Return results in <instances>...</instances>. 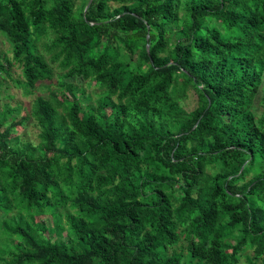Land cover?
<instances>
[{
  "label": "trees",
  "instance_id": "trees-1",
  "mask_svg": "<svg viewBox=\"0 0 264 264\" xmlns=\"http://www.w3.org/2000/svg\"><path fill=\"white\" fill-rule=\"evenodd\" d=\"M87 2L0 0V264H264V0Z\"/></svg>",
  "mask_w": 264,
  "mask_h": 264
},
{
  "label": "rangeland",
  "instance_id": "rangeland-1",
  "mask_svg": "<svg viewBox=\"0 0 264 264\" xmlns=\"http://www.w3.org/2000/svg\"><path fill=\"white\" fill-rule=\"evenodd\" d=\"M80 2L81 0H77V3ZM38 49L40 50V52L43 51L42 44H38ZM0 51L8 58H11L10 46L1 36H0ZM10 73H11L10 77L4 74L1 75L3 87L0 89V111L3 110L4 104H9L12 108L19 106L20 107V114L18 117L19 119H23L24 116H29L32 107V102L37 96L47 97V95L49 94V90L50 89L54 90L56 88L55 83L57 80L56 77L58 73L57 71H55L54 73L55 75L51 83L49 82L38 83L34 89V92L29 96H25L23 94V91L20 88L16 87V85L12 81V79L20 78L19 68L13 66L10 69ZM64 81L67 83H73L76 86L83 88L85 90V95L90 96L92 100H94L97 97L96 94L97 90L95 91V88L92 85L91 86L88 85V82H84L79 78L65 79ZM261 93L259 98L261 97ZM188 95L189 97L184 101L183 106L187 111H191L196 106V96L193 94V92H189ZM6 96H8V98H5ZM5 126H7V123L5 124ZM38 133L39 130L31 118L27 120H23L22 124H20L17 127V129L14 130V134H17V138H18L17 144L20 147H22L25 144H31L33 146L37 145ZM44 223L49 228H52L54 224V222L52 221L51 218H49V216L44 217ZM177 250H179L178 247ZM241 262H243V259L241 260Z\"/></svg>",
  "mask_w": 264,
  "mask_h": 264
},
{
  "label": "water",
  "instance_id": "water-1",
  "mask_svg": "<svg viewBox=\"0 0 264 264\" xmlns=\"http://www.w3.org/2000/svg\"><path fill=\"white\" fill-rule=\"evenodd\" d=\"M92 1H93V0H88L87 4H86V6H85V9H84V13H85V11L87 10V8L89 7V5L91 4ZM147 40H148V36H147ZM146 49H147V51H148V49H149V45H148V44H147V46H146Z\"/></svg>",
  "mask_w": 264,
  "mask_h": 264
}]
</instances>
